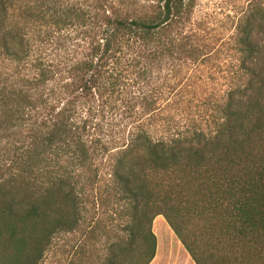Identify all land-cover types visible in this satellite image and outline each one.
<instances>
[{"label": "trees", "instance_id": "trees-1", "mask_svg": "<svg viewBox=\"0 0 264 264\" xmlns=\"http://www.w3.org/2000/svg\"><path fill=\"white\" fill-rule=\"evenodd\" d=\"M197 7L0 0V264H264V0Z\"/></svg>", "mask_w": 264, "mask_h": 264}, {"label": "rangeland", "instance_id": "rangeland-1", "mask_svg": "<svg viewBox=\"0 0 264 264\" xmlns=\"http://www.w3.org/2000/svg\"><path fill=\"white\" fill-rule=\"evenodd\" d=\"M247 1L199 0L194 19L197 23L203 22L204 27H214L217 35L223 36L228 32L236 14L246 5ZM152 231L156 237V254L150 264H194L162 216L155 218ZM77 240L78 236H67L61 245L71 246ZM71 255L72 253L70 257ZM68 259L58 247L47 255L44 264H68Z\"/></svg>", "mask_w": 264, "mask_h": 264}]
</instances>
